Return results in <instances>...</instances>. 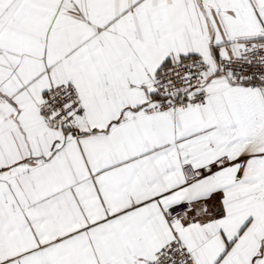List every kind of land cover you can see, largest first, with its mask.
I'll use <instances>...</instances> for the list:
<instances>
[{"label": "snow or ice", "instance_id": "obj_1", "mask_svg": "<svg viewBox=\"0 0 264 264\" xmlns=\"http://www.w3.org/2000/svg\"><path fill=\"white\" fill-rule=\"evenodd\" d=\"M0 264H264V0H0Z\"/></svg>", "mask_w": 264, "mask_h": 264}]
</instances>
